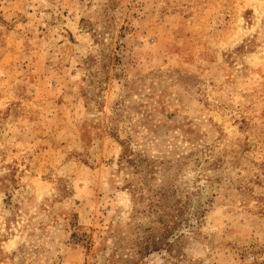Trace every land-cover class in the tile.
Returning <instances> with one entry per match:
<instances>
[{
    "label": "rangeland",
    "instance_id": "rangeland-1",
    "mask_svg": "<svg viewBox=\"0 0 264 264\" xmlns=\"http://www.w3.org/2000/svg\"><path fill=\"white\" fill-rule=\"evenodd\" d=\"M0 264H264V0H0Z\"/></svg>",
    "mask_w": 264,
    "mask_h": 264
},
{
    "label": "trees",
    "instance_id": "trees-1",
    "mask_svg": "<svg viewBox=\"0 0 264 264\" xmlns=\"http://www.w3.org/2000/svg\"><path fill=\"white\" fill-rule=\"evenodd\" d=\"M164 197H166V194L159 192L148 203L150 206L149 211L155 212L159 217L155 226L147 229V233H149L147 236H139L137 238L136 245H141L142 247L139 253L146 254L145 252L158 251L162 248V245L170 244L166 241L168 234L172 231V226L168 223V217L174 218L177 215L175 216V210L164 201ZM166 206L169 210L164 209ZM158 233L160 234L158 235Z\"/></svg>",
    "mask_w": 264,
    "mask_h": 264
}]
</instances>
